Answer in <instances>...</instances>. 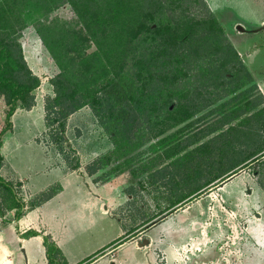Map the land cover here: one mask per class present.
Here are the masks:
<instances>
[{"label": "rangeland", "instance_id": "374dc122", "mask_svg": "<svg viewBox=\"0 0 264 264\" xmlns=\"http://www.w3.org/2000/svg\"><path fill=\"white\" fill-rule=\"evenodd\" d=\"M200 1L185 0V6L191 14L206 15L210 10L221 22L259 86L247 99L260 102L259 107L263 108V92L257 80L264 83V0ZM40 5L33 12L24 9L26 27L21 29V42L25 58L41 82L33 110L19 112L16 131L7 134L2 149L8 165L4 177L14 183L17 197L26 202L24 214L30 210L36 196L45 191L58 192L65 186L63 176L74 170L89 173L98 169L89 174L95 176L96 183L106 182L107 193H110L105 195L106 200L109 197V214L99 207L91 211L89 203L98 200V196L89 195L83 189L77 192L79 187L70 180L64 194L65 205L63 200H54L49 206L48 218L64 249L61 264L83 261L112 244L121 233L127 243L117 252L118 264L166 263V255L158 245L161 238L174 234L173 220L162 221L169 217L176 219L182 209L188 210L185 217H188L191 235L187 246L180 248L182 252L175 253L170 262L264 264V124L256 111L243 108L235 112L234 109L246 103L242 98H235L252 85H245L228 96L224 92L228 85L219 90L213 86L212 91L223 92L216 95L209 107H204L184 124L160 134L157 129L152 131V128L146 129L148 125L142 126L143 132L139 135L147 132L150 138L144 139L142 144L136 139L138 146L116 157L117 146L111 131L95 115L91 104L71 114L64 129L59 123L65 120L59 107L48 110L45 120L48 97L55 92L52 82L62 71L60 63L68 69H72V65L70 56H63L64 45L57 47L53 42L54 32H47L46 26L43 27L56 55L42 38L39 27L46 24L59 29L65 25L78 27V23L83 27V24L68 2L48 0ZM88 43L86 52L98 50L94 40ZM231 76L229 74L228 78ZM100 86L98 84L97 88ZM7 111L5 100L0 98V130L5 125ZM236 114L239 116L233 118ZM55 118L58 120L53 122ZM30 192L38 193L30 195ZM182 196L186 198L177 205L179 207H171ZM82 201L88 204L82 205ZM16 206L17 198L1 190L0 246L4 239L12 244L17 235H29L19 228ZM148 220L151 222L145 230L133 233H138L135 236L127 234ZM194 227L198 229L193 230ZM174 238L180 239L177 234ZM136 239L142 242V250L136 248ZM144 241L151 243L143 244ZM16 250L14 262L26 264V253L18 247ZM34 252L38 264H46L39 247H35ZM112 261L108 256L94 264H112Z\"/></svg>", "mask_w": 264, "mask_h": 264}, {"label": "trees", "instance_id": "16d2710c", "mask_svg": "<svg viewBox=\"0 0 264 264\" xmlns=\"http://www.w3.org/2000/svg\"><path fill=\"white\" fill-rule=\"evenodd\" d=\"M63 1L74 8L83 27L80 23L78 27L65 25L59 29L46 24L39 27L48 45L43 27L46 26L47 32H54L56 39L53 42L57 47L64 45L63 56H70L72 65V69H68L60 63L62 71L52 82L54 95L48 97L49 104H46V121L48 110L59 107L65 119L59 123L64 129L71 114L91 104L95 115L111 131L117 146L115 155L120 158L150 138L147 132L139 135L143 132L142 126L148 125L146 129H157L160 134L184 124L204 107H209L216 95L223 92L212 91L213 86L219 90L228 85L224 88L228 96L236 94L245 85H252L242 96L235 98H242L241 101L246 103L234 109L235 112L243 108L256 111L264 124V107H259L260 102L247 99L248 94L259 86L223 25L210 10L206 15L191 14L185 0ZM44 2L48 0H0V98L8 106L5 125L0 130V170L5 162L2 153L4 136L13 130L12 118L19 108L35 106L36 90L41 82L24 55L21 29L26 24L22 13L25 8L33 12ZM93 40L98 50L88 53V42ZM49 46L54 53L55 48ZM75 67L80 71L77 72ZM229 74H232L231 78H228ZM98 84L101 85L99 89ZM261 97L263 102V93ZM236 115L233 118L239 116ZM136 139L141 143L137 141L136 144ZM97 170L88 172L94 174ZM1 190L9 193V197L17 198L16 219L19 220L26 202L17 197L14 183L0 173ZM56 193L43 192L35 197L29 208L42 205ZM185 198L180 197L171 207L177 209ZM151 220L127 234L145 230ZM37 234L36 231L29 232L32 236ZM124 238L112 244L120 246L127 241ZM44 239L48 264H61L60 247L50 236ZM104 250L78 264L92 263Z\"/></svg>", "mask_w": 264, "mask_h": 264}, {"label": "crops", "instance_id": "0c3cea01", "mask_svg": "<svg viewBox=\"0 0 264 264\" xmlns=\"http://www.w3.org/2000/svg\"><path fill=\"white\" fill-rule=\"evenodd\" d=\"M243 58L245 59V57H243ZM257 81L260 82L259 84L262 88L261 90L264 93V83L261 80H257ZM22 110H24V109L19 108L16 111V113L14 114V116L12 118L13 130L10 131V133H13L16 131V129H17L16 118H17V115L19 114V112H21ZM32 110L28 109L27 111L31 112ZM7 134L4 136V142L7 139ZM4 142H3V145H4ZM2 149H3V146H2ZM2 153H3V150H2ZM3 155H4V153H3ZM4 157L6 159L5 155H4ZM5 163H6V161L4 162V165H3L2 169L0 170V173L3 177H4V171H5L6 167L8 166L7 163L6 164ZM20 178H21L20 180L24 179V177H20ZM63 179L65 181V186H63L60 190H58V192L55 194V196L53 198L44 202L42 205H40L34 209L27 210L25 212V214L22 216V218H20V220L18 221L19 228H21V230L23 229L22 232L28 233L30 231H36V233H38V234L33 235V236L32 235H17L16 236L17 239L14 238L12 240V241H14L12 244L8 243L6 241V239H4V243H2V246H0V248H1L0 259H3L2 263L0 262V264H16V262H14L13 258L16 257V254H17L16 248L17 247L20 249H23V251L26 253V264H38L39 263L37 258H36L35 252H34L35 247H39V249L42 252L41 255L43 257V261H45L46 264H48L47 248L45 246V239H44L45 236H50L56 242V244L60 247L62 252L64 251L63 246H62V242H61V240L57 234V231L53 228L52 223L50 222V220L48 218V213L50 211L49 206H51V204L54 200H61V201L63 200V205H65L64 202L67 199L64 198V194L68 190L67 184L70 180L76 182L75 185L77 187H79L77 189V192L79 189H83L85 191V193H87L89 195L95 194L96 196H98V200L94 199L92 202L89 203V205L92 206V208H90L91 211H93V209L99 207V209H102L104 213L109 214L108 212H110V210H109L110 205H109V197L108 196L110 193L109 192L107 193L108 190L106 189V185H107L106 182H102V183L97 182L96 183L94 175H90L87 172H81V171H77V170H74L73 172L65 173V175L63 176ZM36 193H38V192H36ZM36 193L30 192V195H35ZM106 194L108 195L107 200L105 197ZM61 201H59V202H61ZM61 204H62V202H61ZM84 204H88V203L85 201H82V205H84ZM107 210H108V212H107ZM185 212H188V210L182 209V211H180L176 214V216H175L176 219H174V217H169V218L165 219L164 221H162V222H167L169 219H172L173 222L171 224V228H172L174 234H177V236L179 235V237H180L179 240H175L174 234L172 236H170L168 234L166 237L160 239L161 242L158 246H159L160 250L166 255V257H165L166 263H163V264H173V262H170V260H172L171 258H175L174 254L175 253L178 254V253L182 252V250L180 251V248L184 249L187 246L186 241H187V238L190 237L191 232L189 231V228H188V225L190 223H188V221H187L188 217H187V219L185 217L186 216ZM56 223H57V225H61V222H59V221H56ZM194 228L195 229H193V230L198 229L197 227H194ZM123 235H124L123 233L119 234L118 236H121V237H119L118 239L122 238ZM125 243H127V241L124 242L123 244H125ZM134 243H135L137 249L142 250L143 247H142V242H140V240L136 239L134 241ZM150 243L151 242H148V243H146L145 241L143 242V244H148V245H150ZM123 244L116 247V248H113V249L111 247H113L114 244H110L109 246L103 247V248H105V250H107V252H103V254L99 255V256L97 255L96 260H94L92 263L94 264L97 261H100V260L102 261L105 257L110 256L113 259L112 264H118V262L116 261L117 252L123 246ZM177 246H179V247H177ZM100 250L96 251L95 254H97ZM91 256H93V255L87 256L86 258L83 259V261L85 259L91 257ZM177 258H179L178 255H177ZM92 263H90V264H92ZM157 264H159V263L157 262Z\"/></svg>", "mask_w": 264, "mask_h": 264}, {"label": "water", "instance_id": "95a60500", "mask_svg": "<svg viewBox=\"0 0 264 264\" xmlns=\"http://www.w3.org/2000/svg\"><path fill=\"white\" fill-rule=\"evenodd\" d=\"M146 243H148L149 241H145Z\"/></svg>", "mask_w": 264, "mask_h": 264}]
</instances>
